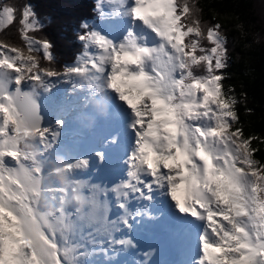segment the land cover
Masks as SVG:
<instances>
[{
  "label": "snow or ice",
  "instance_id": "obj_1",
  "mask_svg": "<svg viewBox=\"0 0 264 264\" xmlns=\"http://www.w3.org/2000/svg\"><path fill=\"white\" fill-rule=\"evenodd\" d=\"M103 2L102 20L128 26L113 38L83 23L82 51L62 71L41 63L55 58L48 40L29 34L43 27L31 5L18 20L24 48L0 40V264L114 260L137 247L120 234L164 199L198 229L191 264H264V159L253 146L264 139L244 134L238 106L247 96L225 87L223 25L205 27L198 0H106L111 15ZM16 12L0 4V31ZM53 80L80 93L68 108L79 117L128 110L124 174L112 185L82 178L90 160L58 151L66 120L45 124L40 103ZM94 155L104 162V152Z\"/></svg>",
  "mask_w": 264,
  "mask_h": 264
},
{
  "label": "trees",
  "instance_id": "obj_2",
  "mask_svg": "<svg viewBox=\"0 0 264 264\" xmlns=\"http://www.w3.org/2000/svg\"><path fill=\"white\" fill-rule=\"evenodd\" d=\"M60 1L66 4H60ZM96 1L16 0L12 5L20 11L25 5L34 3L32 9L43 27L32 34L52 44L51 51L55 59L53 63H47L46 67L62 71L61 67L71 61L73 53L79 49L76 35L83 31L81 25L87 22L92 26L90 22L96 15ZM198 4L202 9L200 18L205 26L215 22L223 25L229 55L224 84L225 87L234 88L238 97L241 93L247 96L238 106L244 134L264 139V0H198ZM39 5L42 7L40 14ZM55 13L59 17L56 21L53 20ZM16 24L12 25L13 30ZM4 32L0 34V40L8 42V39L5 40L8 36H4L8 32ZM58 36L63 37V40ZM247 109H251V113ZM253 146L260 149L256 158L264 159V145L254 141Z\"/></svg>",
  "mask_w": 264,
  "mask_h": 264
},
{
  "label": "bare ground",
  "instance_id": "obj_3",
  "mask_svg": "<svg viewBox=\"0 0 264 264\" xmlns=\"http://www.w3.org/2000/svg\"><path fill=\"white\" fill-rule=\"evenodd\" d=\"M123 21V20H122ZM117 23V21H115ZM125 22V21H123ZM113 26V24H110ZM75 116L78 117V115L75 113ZM66 119H68L66 117ZM130 143V141L128 142V144ZM113 145H120V143H116V144H112L111 142L109 143V147L113 146ZM128 146V145H127ZM126 146V147H127ZM70 148H72L71 150H73V148H76L74 146H71ZM107 148V147H106ZM128 148V147H127ZM68 151V150H67ZM107 151H109V153L104 152L105 155H110V159H114L116 157L115 154L118 153L117 149L114 148H107ZM109 162H103L102 164H100V167H97L96 170L92 173V176H94V178L98 177L99 173L101 170H103V167ZM121 164V162H120ZM102 167V168H101ZM93 178V177H92ZM109 178V176H105L104 177ZM162 203L166 206V205H172L170 204V200L168 199H164L162 200ZM178 216L183 217L181 214L177 213ZM170 222V221H169ZM136 226V225H135ZM168 225H166L165 227L167 228ZM185 229L181 231V238L185 239L184 240V244L183 247H186V249L188 250V252L190 254H188L189 258H184V260L182 261V263H178V264H191V260L192 258H194L198 253H196L194 251L193 244L191 245L190 243H188V238L192 237L189 236L190 234L193 233V230H189V232L185 233ZM194 233H198V231H195ZM176 237L175 233L173 230H166V234L164 236H160L158 238L153 239V241L148 245V247L142 246L140 244H136L137 247L135 249H130L131 253L138 251V259L141 258V261H144L145 259H147L148 264H150V259L156 258L157 256L159 258H161L162 256L164 257H169L173 254H177L178 258L181 257V259H183L184 254L182 252V250H186L183 249V247L181 245L176 246L175 244H173L172 240ZM164 242H167L166 245H164ZM128 250V251H130ZM128 251L127 252H123V255L128 256ZM141 251H144V253H148V256L145 257L144 253H141ZM138 259H134V260H138ZM175 264V263H174Z\"/></svg>",
  "mask_w": 264,
  "mask_h": 264
},
{
  "label": "rangeland",
  "instance_id": "obj_4",
  "mask_svg": "<svg viewBox=\"0 0 264 264\" xmlns=\"http://www.w3.org/2000/svg\"><path fill=\"white\" fill-rule=\"evenodd\" d=\"M13 1H16V0H0V4H7V5H11V6H13L14 8H16L17 6H14V5H12V2ZM66 2H68V0H66ZM66 4V3H64V2H62V1H60V4ZM29 4V3H28ZM31 7H33L34 6V3H32L31 2ZM104 7V9H105V12L106 13H108L109 15H111L112 14V7L110 6V5H108L107 3H106V5H104L103 6ZM17 9V12H16V19L17 20H19V17H20V11H19V9L18 8H16ZM21 10V9H20ZM38 12H39V14H40V12H42V7H40V5H39V9H38ZM95 12L97 13V15H99L98 14V12L96 11V9H95ZM36 14V13H35ZM38 14V15H39ZM49 15V14H48ZM59 17H58V14H53V20L54 21H56L57 19H58ZM122 21V20H121ZM120 22V21H119ZM119 22H118V24H119ZM106 23H108V25H106ZM110 24H117L115 21H111L110 22V19H105V20H100L99 21V24H97V26H99L100 28H101V31L104 33V34H108L109 32H110V30H114V28H116V27H114V26H112L111 25V27L109 28V26H110ZM13 25V24H12ZM10 26V27H5V29H6V31L5 32H8V34H6V35H4V36H8L5 40H9L8 41V43H10V44H13V45H15V46H17V47H21V48H24V44H23V41H22V39L20 38V34H19V32H18V29H19V27H20V25H19V23L17 22V24L15 25V30H13L12 29V27H14V26ZM101 25V26H100ZM204 25V24H203ZM205 26V25H204ZM206 27V26H205ZM2 32H4V30H2V31H0V34L2 33ZM4 32V33H5ZM30 35H32L33 36V34L32 33H29ZM57 38H59V39H62L63 40V37H61V36H58ZM1 40H3V39H1ZM205 43H206V41H205ZM25 51H26V49H25ZM82 51V46H81V44H80V47H79V49L77 50V51H75L74 53H73V55L74 54H79L80 52ZM72 59V58H71ZM41 63L43 64V66H45L46 67V65H47V62H45V61H43V60H41ZM64 66V65H63ZM63 66L61 67V68H63ZM52 83L54 84L55 83V80H53L52 81ZM64 85H65V88H68V87H70V85L69 84H67V83H64ZM47 93H44V95H46ZM65 120H66V125L64 126V127H67V119H66V117L67 116H62ZM69 117L70 118H72L71 120H70V122H74V123H76V124H79V120H80V122L81 121H83V118L84 117H76L75 116V113H70L69 114ZM68 118V117H67ZM131 139H129L128 140V142L130 141ZM128 145V144H127ZM128 147V146H127ZM74 152H75V149H73L72 151H70L69 152V154L68 153H66L65 155L66 156H68V157H70V158H74L72 155L74 154ZM90 162H91V165H96V162H97V158L96 157H94V158H92L91 160H90ZM100 167V166H99ZM102 168V167H101ZM100 174V173H99ZM99 176V175H98ZM94 178V176H91V178ZM105 179V178H104ZM102 181V180H101ZM103 182V181H102ZM96 183V182H95ZM101 183V182H100ZM107 185V184H106ZM101 186H105V183L102 185L101 184ZM108 186H110V185H108ZM135 223L133 222V225H134ZM189 236H192V237H190V238H188V240H191V238L192 239H194L193 238V235L192 234H190ZM188 243H190L191 245H192V241H188ZM193 248V247H192ZM182 252H183V254H184V256H188V254H190L189 252H188V250L186 249V250H182ZM197 253V252H196ZM111 254V253H110ZM120 255H123V252H121L120 253ZM93 257V259H96V260H93V262H91V264H107L108 262L111 264L112 262H114L115 264H116V260H108V259H100L101 257H104L103 255H101L100 257H98V256H92ZM92 257H90V258H92ZM125 264H129V260L127 259L126 261H125Z\"/></svg>",
  "mask_w": 264,
  "mask_h": 264
}]
</instances>
